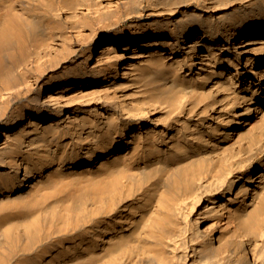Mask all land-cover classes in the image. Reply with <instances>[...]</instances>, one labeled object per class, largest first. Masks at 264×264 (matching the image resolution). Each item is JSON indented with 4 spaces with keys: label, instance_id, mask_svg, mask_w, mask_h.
I'll use <instances>...</instances> for the list:
<instances>
[{
    "label": "bare ground",
    "instance_id": "1",
    "mask_svg": "<svg viewBox=\"0 0 264 264\" xmlns=\"http://www.w3.org/2000/svg\"><path fill=\"white\" fill-rule=\"evenodd\" d=\"M0 264H264V0H0Z\"/></svg>",
    "mask_w": 264,
    "mask_h": 264
}]
</instances>
